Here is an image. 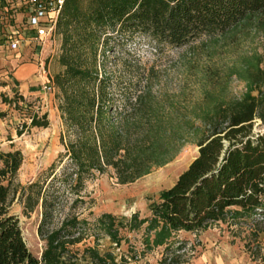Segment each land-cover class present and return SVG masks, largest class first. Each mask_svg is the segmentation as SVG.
I'll list each match as a JSON object with an SVG mask.
<instances>
[{"label":"trees","instance_id":"16d2710c","mask_svg":"<svg viewBox=\"0 0 264 264\" xmlns=\"http://www.w3.org/2000/svg\"><path fill=\"white\" fill-rule=\"evenodd\" d=\"M250 28L264 34V0H67L57 23L65 70L54 82L62 90L60 111L74 138L46 177L27 185L17 181L22 151H0V264H128L125 254L115 251L126 239L124 231H142L144 255L164 247L161 264H189L188 243L179 234L199 235L220 222L248 228L260 240L264 133L255 132L254 124L264 122L263 55L256 53L236 72L246 83L241 96L228 94L214 65L195 72V66L184 64L199 76L196 82L187 75L173 84L153 66L113 81L100 72L97 59L100 46L114 33L142 34L156 47H184L202 37L234 40ZM86 51L90 61L83 60ZM191 83L200 93L186 105ZM111 84H124L120 98L109 92ZM48 123L32 118L33 126ZM189 143L199 147L198 155L150 204L148 216L103 213L90 222L69 214L52 225L69 195H80L98 172L112 168L120 183H132L172 161ZM17 196L27 215L42 207L41 257L30 250L12 212ZM100 233L110 246L100 247ZM91 236L94 244H86ZM258 257L264 262V253Z\"/></svg>","mask_w":264,"mask_h":264},{"label":"rangeland","instance_id":"374dc122","mask_svg":"<svg viewBox=\"0 0 264 264\" xmlns=\"http://www.w3.org/2000/svg\"><path fill=\"white\" fill-rule=\"evenodd\" d=\"M247 26L257 25L250 23ZM10 29V26H0V38ZM206 42V38L202 37L184 47H156L155 42L148 36L114 33L105 41L104 46H100L97 59L101 64L100 72L113 81L120 75L130 76L138 71L147 72L153 66L156 74L169 78L173 84L187 75L196 82L199 76L195 72L214 65L227 83L228 94L241 96L246 90V83L236 72L247 67L249 62L254 60L256 53L262 54L264 59V34L250 28L244 33H238L234 40L217 38ZM62 54L63 36L56 26L44 47V69L41 70V75L38 74L39 81L37 79L24 87L23 82L16 81L12 75L5 74L3 68L0 69V151H22L24 161L17 175V181L22 185L44 179L51 165L66 153V144L74 138L60 111L62 90L54 82L55 76L65 70L60 61ZM82 57L83 60L90 61L91 55L86 51L82 52ZM184 64L188 67L195 66V72L189 71ZM43 83L51 84L52 91L43 90ZM123 85L118 87L111 84L109 92L118 99ZM175 89L177 88L174 87L173 90ZM199 93L195 85H190L186 89V105L188 101L198 98ZM33 117L40 121L48 120V126H33ZM263 127L262 121L258 125L254 124V130ZM198 153L199 147L189 143L169 163L127 184L119 182L112 168L104 173L98 172L86 182L80 195H69L68 202H64L65 206L57 212L52 225H60L69 214H78L80 218H86L90 222H94L103 213L126 218L136 212L141 217L148 216L150 204L159 199L163 190L176 182ZM76 198L79 200L74 205ZM11 209L20 219L30 250L34 255L41 257L45 248V241L38 231L42 207L39 206L27 215L17 196ZM90 232L97 234L98 231ZM123 235L126 239L115 251L117 254H125L128 264H161L164 247L144 255L142 231H124ZM100 236L101 248L111 245L108 237L101 233ZM179 237L188 243L185 255L190 260L189 264H264L258 257L259 252L264 253V235H261L260 240H256L248 228L220 222L199 235L181 232ZM85 242L93 245L94 236ZM79 246L83 248L82 244ZM113 247L115 248V245ZM134 254H137L136 257L130 258Z\"/></svg>","mask_w":264,"mask_h":264},{"label":"built area","instance_id":"2783aa9c","mask_svg":"<svg viewBox=\"0 0 264 264\" xmlns=\"http://www.w3.org/2000/svg\"><path fill=\"white\" fill-rule=\"evenodd\" d=\"M67 0H0V23L5 24L9 17L16 18L21 12L25 15L24 27L34 31L31 36L34 46V55L39 60L40 69H44L43 51L47 39L56 30L58 20ZM21 23V22H20ZM19 23V26L20 25ZM6 43L11 51H18L22 41H26L27 37L21 31L8 33ZM40 46V48H37ZM43 90L52 91L53 86L43 83ZM255 123H261L260 119H256ZM257 133H264V127L255 130Z\"/></svg>","mask_w":264,"mask_h":264},{"label":"crops","instance_id":"0c3cea01","mask_svg":"<svg viewBox=\"0 0 264 264\" xmlns=\"http://www.w3.org/2000/svg\"><path fill=\"white\" fill-rule=\"evenodd\" d=\"M24 21L25 15L19 12L15 19L9 17L5 24L0 23V26L11 27V29L7 30L2 38H0V69L3 68L4 70L2 71L9 76L12 75L16 81L23 82V86L25 87L37 79L39 81L40 78H38V74L41 75V69L39 60L35 57L33 52L35 44L32 43L31 36L34 34V31L28 27H24V23H22ZM19 23L21 26H19ZM16 31H21L26 35L27 40L22 41L18 51H11L5 38L8 33ZM37 48H40V46Z\"/></svg>","mask_w":264,"mask_h":264}]
</instances>
